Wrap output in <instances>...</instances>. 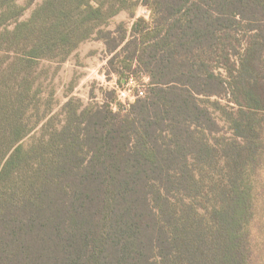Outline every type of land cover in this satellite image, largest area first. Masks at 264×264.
I'll return each mask as SVG.
<instances>
[{
	"label": "trees",
	"instance_id": "16d2710c",
	"mask_svg": "<svg viewBox=\"0 0 264 264\" xmlns=\"http://www.w3.org/2000/svg\"><path fill=\"white\" fill-rule=\"evenodd\" d=\"M26 11L0 0V264H264V0ZM90 41L146 96L85 104L72 84L57 113L40 65Z\"/></svg>",
	"mask_w": 264,
	"mask_h": 264
},
{
	"label": "rangeland",
	"instance_id": "374dc122",
	"mask_svg": "<svg viewBox=\"0 0 264 264\" xmlns=\"http://www.w3.org/2000/svg\"><path fill=\"white\" fill-rule=\"evenodd\" d=\"M43 1L18 0L19 5L27 7L23 19L29 18L32 11ZM139 17L150 19L149 10L142 5L135 12V18ZM120 23H125L128 29L131 28L133 20L130 18L128 12H122L116 17L107 27V30L114 31ZM107 61L108 57L105 53L104 44L99 41H90L83 44L74 56L60 66L52 63H42L38 74L40 73L41 75H39L42 76L41 80L44 87H53L56 91L58 106L55 112L59 113L71 96L81 99L85 104L92 102L101 104L103 101L101 89L112 90L118 78L116 75H112L110 79L106 78L104 72ZM135 79L138 80L140 87H142L144 84L143 78L138 79L135 77ZM72 84H75V88L68 97L67 92L70 90ZM226 103V101H223V104ZM226 134L227 136H231L230 133Z\"/></svg>",
	"mask_w": 264,
	"mask_h": 264
},
{
	"label": "built area",
	"instance_id": "2783aa9c",
	"mask_svg": "<svg viewBox=\"0 0 264 264\" xmlns=\"http://www.w3.org/2000/svg\"><path fill=\"white\" fill-rule=\"evenodd\" d=\"M143 86L140 87L138 80L134 76L130 75L125 86L120 88L118 84H115V89L118 95V102L123 105L124 109H129L131 105L139 98L146 96L147 87L149 85L148 78H143ZM114 110H117V106H114Z\"/></svg>",
	"mask_w": 264,
	"mask_h": 264
}]
</instances>
